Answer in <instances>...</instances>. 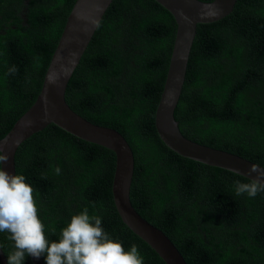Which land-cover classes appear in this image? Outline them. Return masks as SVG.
Segmentation results:
<instances>
[{
  "label": "trees",
  "instance_id": "16d2710c",
  "mask_svg": "<svg viewBox=\"0 0 264 264\" xmlns=\"http://www.w3.org/2000/svg\"><path fill=\"white\" fill-rule=\"evenodd\" d=\"M75 1L0 0V139L35 102ZM175 32L153 0H113L67 84L66 104L126 140L130 202L186 264H264V192L237 196L234 182L249 180L178 156L155 130ZM174 118L185 138L264 168V0H237L230 15L197 25ZM14 161L15 175L34 189L49 241L87 208L125 250L135 244L144 264H164L115 210L112 152L49 125ZM9 235L0 232L7 263Z\"/></svg>",
  "mask_w": 264,
  "mask_h": 264
},
{
  "label": "water",
  "instance_id": "95a60500",
  "mask_svg": "<svg viewBox=\"0 0 264 264\" xmlns=\"http://www.w3.org/2000/svg\"><path fill=\"white\" fill-rule=\"evenodd\" d=\"M113 0H76L55 50L47 66L40 92L33 105L0 139V148L9 155L0 168L15 175V154L19 146L32 135L54 125L86 143L109 150L115 156L112 198L121 222L145 244L164 264H186L172 242L159 229L145 221L130 202L134 171L132 151L117 131L94 125L74 113L66 104L67 84ZM174 19L175 38L166 78L155 111L154 126L163 144L178 156L193 162L228 171L249 181L258 177L250 172L255 165L239 156L197 144L185 138L174 118L189 60L191 47L199 24L215 23L233 12L237 0H153ZM264 182V178H262ZM32 264H44L41 257L29 256ZM0 264H8L0 248Z\"/></svg>",
  "mask_w": 264,
  "mask_h": 264
},
{
  "label": "clouds",
  "instance_id": "9594fccd",
  "mask_svg": "<svg viewBox=\"0 0 264 264\" xmlns=\"http://www.w3.org/2000/svg\"><path fill=\"white\" fill-rule=\"evenodd\" d=\"M17 71L13 66L9 74ZM8 160L9 155L0 148V165ZM250 172H257L258 177L248 183L235 181L237 196L246 193L254 198L264 192V170L253 165ZM56 174H60L59 168ZM0 232L9 233V239L14 242L8 264H24L27 256L39 258L45 254L46 264H144L135 244L125 250L121 242L105 232L101 217L90 215L87 208L71 217L58 240L49 241L33 187L24 175H11L3 168H0Z\"/></svg>",
  "mask_w": 264,
  "mask_h": 264
}]
</instances>
